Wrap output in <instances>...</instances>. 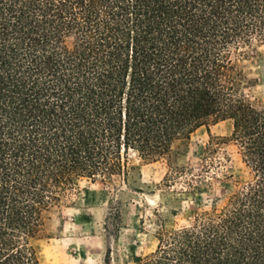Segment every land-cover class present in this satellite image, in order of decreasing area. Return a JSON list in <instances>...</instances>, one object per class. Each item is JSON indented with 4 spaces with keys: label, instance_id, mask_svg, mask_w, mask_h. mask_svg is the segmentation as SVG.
<instances>
[{
    "label": "trees",
    "instance_id": "trees-1",
    "mask_svg": "<svg viewBox=\"0 0 264 264\" xmlns=\"http://www.w3.org/2000/svg\"><path fill=\"white\" fill-rule=\"evenodd\" d=\"M255 42L264 0H0V264H41L32 241L81 182L226 121L248 179L225 175L137 264H264V107L239 65Z\"/></svg>",
    "mask_w": 264,
    "mask_h": 264
},
{
    "label": "rangeland",
    "instance_id": "rangeland-1",
    "mask_svg": "<svg viewBox=\"0 0 264 264\" xmlns=\"http://www.w3.org/2000/svg\"><path fill=\"white\" fill-rule=\"evenodd\" d=\"M243 53L239 65L252 81L245 93L264 107V44ZM232 131L230 121L203 127L177 143L170 157L146 163L130 152L124 174L81 182L32 241L40 263L137 264L155 252L163 233L190 225L225 193V175L248 179ZM212 144L216 153L209 154Z\"/></svg>",
    "mask_w": 264,
    "mask_h": 264
}]
</instances>
